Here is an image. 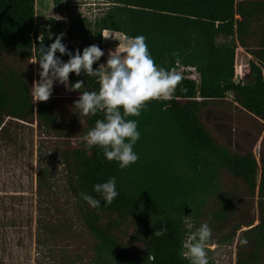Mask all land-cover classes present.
Wrapping results in <instances>:
<instances>
[{"label":"trees","instance_id":"trees-1","mask_svg":"<svg viewBox=\"0 0 264 264\" xmlns=\"http://www.w3.org/2000/svg\"><path fill=\"white\" fill-rule=\"evenodd\" d=\"M38 1L0 0V135L15 121H35L82 231L44 212L36 220L35 247L56 244L60 264H189L180 255L188 219L191 231L204 222L214 230L208 243L234 246V264H264V135L257 156L252 150L264 129V0H102L104 10L92 20L67 11L62 43L69 51L89 45L104 51V30L143 35L154 63L182 77L170 98L147 101L138 117H127L137 121L140 138L139 158L125 169L98 147L85 150L80 140L103 118L98 113L81 123L73 108L81 92L99 89L95 78L70 72L67 85L54 83L47 101L33 103L39 64L30 61L39 59L40 40L47 47L63 33L52 17L46 25L53 34L36 24ZM237 46L251 56L244 83L233 81ZM185 67L195 71L180 74ZM78 80L81 89H71ZM52 172L45 167V177ZM221 173L227 182L219 181ZM111 176L118 196L110 205L88 206L80 193L100 199L93 186ZM53 187L51 181L37 185V194L53 196Z\"/></svg>","mask_w":264,"mask_h":264},{"label":"clouds","instance_id":"clouds-1","mask_svg":"<svg viewBox=\"0 0 264 264\" xmlns=\"http://www.w3.org/2000/svg\"><path fill=\"white\" fill-rule=\"evenodd\" d=\"M64 33H60L55 40L44 47H38L39 79L34 81L30 94L33 103L47 101L52 93L53 84H68L69 73L79 76L83 72L93 77L99 84V89L81 92L73 108L81 117H92L98 113L102 119H96L94 126L89 128L80 138L85 150L98 147L102 150L104 159L116 161L120 169H125L138 160L134 145L140 138L137 121L127 119L129 116H139L145 103L154 99H168L174 93L182 77L175 71L166 70L154 63L145 43L143 35L127 38L125 45L117 51H109L106 63L99 64L93 69L94 62L100 60L104 51L97 45L84 47L82 52L69 51L62 43ZM104 38L110 35L102 33ZM68 55L69 59L62 61L60 56ZM123 53V55H122ZM71 89H81L82 81L71 84ZM115 176L106 181L96 183L93 191L100 199L87 193H80L81 199L91 208L98 209L101 200L105 206L110 205L118 196ZM191 227V225H189ZM155 235H164V230L155 231ZM211 237V229L206 222L191 232L182 241L180 255L189 264H209L206 245ZM242 240L241 244H246Z\"/></svg>","mask_w":264,"mask_h":264},{"label":"rangeland","instance_id":"rangeland-1","mask_svg":"<svg viewBox=\"0 0 264 264\" xmlns=\"http://www.w3.org/2000/svg\"><path fill=\"white\" fill-rule=\"evenodd\" d=\"M67 2L70 3V1ZM72 3L76 6L73 8H79L75 9L77 11L75 12L79 16L80 13H83L88 20H92L102 12L106 5L102 0H80ZM53 5L49 0L38 1L35 7L36 24L45 26L49 17L56 16ZM69 9L71 8L67 5L62 6V3L58 5L60 14L67 13ZM106 32L110 36L116 35L114 32ZM111 33L114 34L111 35ZM109 40L115 43L113 38H108V42ZM221 41L218 39V42ZM103 49L104 60L102 63H106L110 49L107 38L104 37ZM250 58L251 56L240 46L235 48L233 80L243 83L250 80L247 77V64ZM178 72L183 75L190 73L183 68H180ZM33 73L35 75L34 65ZM6 129L0 135V264H60L61 253L56 244L49 242L41 248L35 247V230L39 214L42 216L45 212L46 217L48 214L54 217L52 220H59L60 223L66 221V226L74 227L73 232L82 231L81 224L72 211V199L65 189L61 168L55 158L50 156L49 145L43 142L42 136H39L35 121L32 123L15 121L8 124ZM263 135L264 129L253 146L252 150L255 156L258 154L259 143ZM40 145L42 146L39 151ZM39 166L41 180L37 178ZM45 167H48L49 170L52 169V176L45 177ZM228 178L227 174L219 175L220 182H227ZM49 181L54 186L52 188L53 196L48 197L42 193L40 197L37 194V185H45ZM254 214L256 215V210H254ZM256 223L257 219L254 221V224ZM185 224L189 235L193 232L191 231L192 222L187 219ZM215 234L214 230H211L212 238H215ZM51 248L54 252L50 251ZM62 250L66 249L61 247ZM206 253L211 264L235 263L234 246L231 249L224 246L217 248L215 243H207Z\"/></svg>","mask_w":264,"mask_h":264},{"label":"built area","instance_id":"built-area-1","mask_svg":"<svg viewBox=\"0 0 264 264\" xmlns=\"http://www.w3.org/2000/svg\"><path fill=\"white\" fill-rule=\"evenodd\" d=\"M67 1H70V3H68ZM73 1H80V0H62V2H60V3H62V6H64V5H67L68 7H70L71 9H79V8H73V7H76L72 2ZM51 2V4L53 5V2L52 1H50ZM53 7H54V10H56V16H52V18L56 21V22H58L59 24H60V30H61V32H65L66 31V29H67V27H68V13H64L63 12V14H60V12L58 11V5L57 4H54L53 5ZM64 8V7H63ZM76 11V10H75ZM79 11H81V10H79ZM77 12V11H76ZM67 16V17H66ZM80 17H86V16H84L83 15V13H80ZM46 27V29L48 30V33L49 34H53V30H52V28H50V26H45ZM186 72H194L195 70H194V67H185V68H183ZM194 77L195 78H198V73H195L194 74ZM234 82H236V83H242V82H239L238 80L236 81V80H233Z\"/></svg>","mask_w":264,"mask_h":264},{"label":"bare ground","instance_id":"bare-ground-1","mask_svg":"<svg viewBox=\"0 0 264 264\" xmlns=\"http://www.w3.org/2000/svg\"><path fill=\"white\" fill-rule=\"evenodd\" d=\"M114 34V33H111V35ZM122 35L121 34H118L116 33L115 36H109L108 38L112 39L113 38V41H115V43H112V40L108 42V38H107V44H108V47L110 49V51H114L116 48H117V51H119L120 48H122L124 45H125V42L127 40L126 37L122 38L121 37ZM123 55V53H122Z\"/></svg>","mask_w":264,"mask_h":264},{"label":"crops","instance_id":"crops-1","mask_svg":"<svg viewBox=\"0 0 264 264\" xmlns=\"http://www.w3.org/2000/svg\"><path fill=\"white\" fill-rule=\"evenodd\" d=\"M106 32V30L103 31V33Z\"/></svg>","mask_w":264,"mask_h":264}]
</instances>
